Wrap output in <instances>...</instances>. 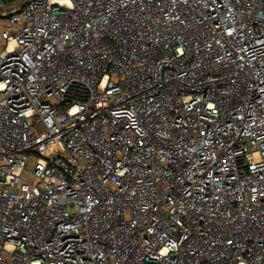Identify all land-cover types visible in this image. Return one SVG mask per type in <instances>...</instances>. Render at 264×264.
<instances>
[{"label": "built area", "instance_id": "built-area-1", "mask_svg": "<svg viewBox=\"0 0 264 264\" xmlns=\"http://www.w3.org/2000/svg\"><path fill=\"white\" fill-rule=\"evenodd\" d=\"M0 264H264V0H0Z\"/></svg>", "mask_w": 264, "mask_h": 264}]
</instances>
